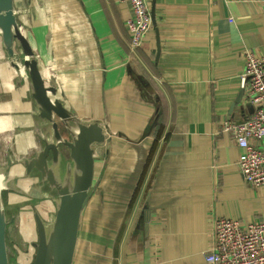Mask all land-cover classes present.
Returning <instances> with one entry per match:
<instances>
[{
    "label": "crops",
    "instance_id": "0c3cea01",
    "mask_svg": "<svg viewBox=\"0 0 264 264\" xmlns=\"http://www.w3.org/2000/svg\"><path fill=\"white\" fill-rule=\"evenodd\" d=\"M150 5L152 27L132 51L127 0H16L57 96L113 133L97 156L96 186L81 216L82 264L93 245L106 259L101 264H205L216 218L264 221V185L242 179L243 149L222 126L254 112L245 92L238 98L245 50L264 58V0ZM1 54L0 104L19 151L30 156L47 122L27 77H18L7 51Z\"/></svg>",
    "mask_w": 264,
    "mask_h": 264
},
{
    "label": "water",
    "instance_id": "95a60500",
    "mask_svg": "<svg viewBox=\"0 0 264 264\" xmlns=\"http://www.w3.org/2000/svg\"><path fill=\"white\" fill-rule=\"evenodd\" d=\"M25 32L23 22L18 19L16 0H0L1 47L13 58L18 77L23 80L27 77L37 114L47 122L41 137L43 146L22 162L26 173L38 171L57 193L55 212L49 221L35 213L38 240L34 242L32 264H73L81 216L96 186V159L107 151L111 137L107 136L106 125L79 117L57 96V84L52 78L46 79ZM243 95L244 89L238 100ZM8 223L0 186V264H9Z\"/></svg>",
    "mask_w": 264,
    "mask_h": 264
},
{
    "label": "built area",
    "instance_id": "2783aa9c",
    "mask_svg": "<svg viewBox=\"0 0 264 264\" xmlns=\"http://www.w3.org/2000/svg\"><path fill=\"white\" fill-rule=\"evenodd\" d=\"M127 2L130 48L135 51L152 27V10L150 0ZM244 58L241 87L254 105V112L242 121L226 118L222 126L243 149L237 161L242 179L258 187L264 185V58L252 50H245ZM106 133L108 137L113 134L108 130ZM210 239L204 252L205 264H264V221L242 223L218 217L213 221Z\"/></svg>",
    "mask_w": 264,
    "mask_h": 264
},
{
    "label": "rangeland",
    "instance_id": "374dc122",
    "mask_svg": "<svg viewBox=\"0 0 264 264\" xmlns=\"http://www.w3.org/2000/svg\"><path fill=\"white\" fill-rule=\"evenodd\" d=\"M3 51L0 42V54ZM2 66L0 65V68ZM1 79L4 80V84L8 82L4 77ZM3 89L0 87L1 93ZM0 98L5 99L6 96L2 93ZM1 100L3 99H0V103ZM3 106L5 105L0 104V119L10 120V113ZM9 127L12 135L5 131L0 133V176L4 183L2 187L4 208L9 220L7 229L9 264H32L36 252L34 242L38 240L35 213L38 212L46 222L49 221L55 212V194L57 193L49 186L47 180L42 179L38 171L26 173L22 160L33 156L39 149L30 156H24L26 154L19 151L16 132L11 121L7 123V128ZM36 136L41 140L40 131ZM91 232H95L96 235L100 232L98 223H94ZM78 250L79 246L73 264L84 262L82 255L78 256ZM85 256L86 264H101V260L103 263L106 261L100 249L94 245L93 251L88 248Z\"/></svg>",
    "mask_w": 264,
    "mask_h": 264
},
{
    "label": "bare ground",
    "instance_id": "6f19581e",
    "mask_svg": "<svg viewBox=\"0 0 264 264\" xmlns=\"http://www.w3.org/2000/svg\"><path fill=\"white\" fill-rule=\"evenodd\" d=\"M44 74L48 77L50 75L49 70H45ZM8 121L10 122L9 119L8 120H5L3 118L0 119V133L3 132V131H5L7 134L12 135V131L10 130V127H9V129L7 128ZM5 128H6L7 131L5 130ZM43 135H44V132H42V130H40V136L42 137ZM1 178L2 177L0 176V186L1 187H4V183L2 182V179Z\"/></svg>",
    "mask_w": 264,
    "mask_h": 264
},
{
    "label": "flooded vegetation",
    "instance_id": "af4514ba",
    "mask_svg": "<svg viewBox=\"0 0 264 264\" xmlns=\"http://www.w3.org/2000/svg\"><path fill=\"white\" fill-rule=\"evenodd\" d=\"M43 120H44V119H43ZM37 138H38V137H37ZM40 138H41V137H40ZM37 140L40 141L39 144L41 143V147H42V146H43V144H42V143H43V140H42V139H41V140L37 139ZM41 147H39V149H40ZM55 195H56V194H55Z\"/></svg>",
    "mask_w": 264,
    "mask_h": 264
}]
</instances>
